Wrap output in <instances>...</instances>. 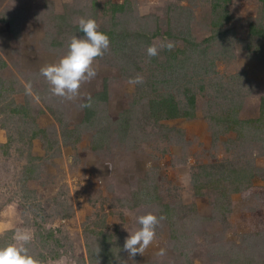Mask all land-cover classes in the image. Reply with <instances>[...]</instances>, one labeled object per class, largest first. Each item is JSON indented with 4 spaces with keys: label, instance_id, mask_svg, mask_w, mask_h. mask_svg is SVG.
I'll list each match as a JSON object with an SVG mask.
<instances>
[{
    "label": "rangeland",
    "instance_id": "obj_1",
    "mask_svg": "<svg viewBox=\"0 0 264 264\" xmlns=\"http://www.w3.org/2000/svg\"><path fill=\"white\" fill-rule=\"evenodd\" d=\"M122 3L123 15L113 11ZM81 17L104 33L118 22L128 40H110L93 62L96 76L72 99L53 96L40 69L83 35ZM145 31L157 35L142 40ZM167 42L171 50L160 47ZM151 45L155 57L147 55ZM174 58L188 62L176 70L179 82L153 90ZM0 59V108H22L8 120L0 113V246L26 231L37 264H106V254L113 264H230V257L232 264H264V134L250 126L239 139L235 129L223 130L226 117L259 115L264 0H0ZM136 76L143 82L130 84ZM104 91L96 104L101 118L84 125L81 105ZM173 92L179 106L194 98V117H151L149 99ZM129 109H137L138 128L121 139L114 122ZM21 127L42 131L30 139ZM229 162L252 173L245 190L227 198L214 187L196 194L199 171L216 174ZM149 212L163 217L156 237L130 257L125 238ZM106 236L108 246L100 247ZM88 247L105 254L90 258Z\"/></svg>",
    "mask_w": 264,
    "mask_h": 264
},
{
    "label": "trees",
    "instance_id": "obj_2",
    "mask_svg": "<svg viewBox=\"0 0 264 264\" xmlns=\"http://www.w3.org/2000/svg\"><path fill=\"white\" fill-rule=\"evenodd\" d=\"M227 2V0H222V4H225ZM114 6V9L113 11L115 12H119L121 13L122 15L125 13L124 12V4H116V5H113ZM62 23L64 24V19L62 17L61 19ZM116 23L118 22H115L113 23L112 27H113V30L110 29L107 31V35H109L110 37V40L111 41H118L122 39V41L124 42V44H126V41L128 40V32L125 31V29H116ZM68 24L71 25L70 22H68ZM76 27V26H75ZM250 32L253 34V33H256L258 35H261L262 34V30H255L254 27H252L251 25V30ZM131 34V33H130ZM137 33H134V35H136ZM132 37H133V34H131ZM157 35V32H153L151 35H147V32H140L138 33V37L142 40H150L151 37L153 36H156ZM145 38V39H144ZM116 46L119 51H122L124 52L125 48H123L122 45L120 44H117L114 45ZM175 58L172 60V62H167V66H170V67H165L163 69V78L161 79H156V80H153L154 82L152 83V89L154 90L156 88V85L157 84H160V83H164L165 85L167 84V86L169 85V87H174V85H176L179 81L177 80V77H178V74H177V69H178V66H180L179 68H186L187 66H185L188 62L187 61H184V59L182 61H179L180 62H176L175 63ZM184 62H186L184 64ZM4 66V61H2L0 59V68ZM1 81V79H0ZM172 84V85H170ZM1 88V87H0ZM2 91L3 89H0V104L1 102L5 99V95H2ZM106 92L104 91L103 93L101 94H96L94 96V98H91L90 100H87L85 102V104H88L89 106L85 107V110H84V116H83V124L84 125H89L90 127L91 126H94L93 124H96L98 119H100L101 117L98 116V110H97V107H96V104L98 103L97 100H100V96L102 94H105ZM184 94V93H183ZM185 95V94H184ZM99 96V97H98ZM175 93H168L166 96H161L160 99L158 98H152V99H149L148 101V112L149 114L151 115V117H153L155 120H160V119H171V118H177V117H186V118H192L194 117V108H195V102H194V98L191 97L187 100V103L186 105H183V106H179V103L178 101L175 99ZM93 102L95 104H93ZM20 110H22V108H15V107H11V109L9 110L10 113H6V111H4L3 109L0 108V113L4 112L6 113V117H7V120L9 119V116L11 115H15L17 112H20ZM137 109L133 110V109H129L127 111H124L122 113H120L118 119L114 122L115 125H117V128L115 130L116 134H117V137H121L122 138H125L130 132L132 129H137L138 126H134L133 125V122L134 120L138 117L137 114H135L134 112H136ZM226 120V123H225V127H224V131H231V130H234L236 132H238V136L237 138H242V137H245L249 134V132L247 131H244L242 130L243 128L246 129V128H250V126L252 128H256L258 127L259 129H261V133L264 134V96L261 97L260 99V105H259V115L257 118H254V119H247V120H239L236 115L233 117V121H232V117H226L225 118ZM227 122H230L227 124ZM111 125V124H110ZM223 125V124H222ZM106 127L108 128V124L106 125ZM107 128L105 127H102V128H98L99 131H102V133H105L103 131H106L107 132ZM22 127L20 128V136L21 137H28V138H34L36 137V135L38 134V132H41L42 130H33L31 132V134H24V132L22 131ZM134 129V130H135ZM119 132H118V131ZM248 133V134H244V133ZM104 137H107V136H102V140L104 139ZM259 137V136H258ZM8 142L7 143H10L12 141L11 137L9 136L8 137ZM259 140L264 143V136L261 135L259 137ZM98 142H101L98 140ZM6 143V144H7ZM220 164V163H219ZM230 166L226 167V169H223L224 166H218L219 167V172L218 173H213L211 171H202L199 173H197V176H195L194 178V190L196 192V194H201L202 193V190L206 189L204 187H207L211 189H213V187L218 190V188L220 189V192H221V197L222 198H227V196H229L230 193H236V192H241L243 190H245V188L249 185V181L252 177V173L250 172V170L247 171V169L243 168V166L240 168V167H236L232 162H229L228 163ZM221 171V173H220ZM200 177H203L205 180H206V183L204 184H199V178ZM223 182V185L221 184ZM206 189V190H207ZM137 203H139V201H137ZM136 204V203H135ZM216 204L220 205V203L216 202ZM222 207V206H221ZM216 209L218 211H220L219 207L216 206ZM221 211H227L226 210V206L222 207L221 208ZM1 238V237H0ZM109 244V241H108V237H104V240H103V243L100 247H103V246H108ZM5 245H7L5 243ZM4 246V244L2 245ZM99 247V248H100ZM89 250H88V253H89V257L90 258H94V254L96 253H99V254H105V251H100V252H96L94 249H91L90 247H88ZM106 258H108L109 260L106 261V264H113V261L112 259H110V255L109 254H106L105 255ZM235 259H233V257L231 258L230 257V264H232V261H234ZM114 264H118V262L116 261L115 259V262Z\"/></svg>",
    "mask_w": 264,
    "mask_h": 264
},
{
    "label": "clouds",
    "instance_id": "obj_3",
    "mask_svg": "<svg viewBox=\"0 0 264 264\" xmlns=\"http://www.w3.org/2000/svg\"><path fill=\"white\" fill-rule=\"evenodd\" d=\"M78 30L82 36H73L68 43V51L58 62L47 65L40 69V75L50 85V93L66 99H72L78 94L82 82L90 81L96 76L93 62L97 57H102L110 47L109 36L98 30L97 22L92 18L81 17L78 21ZM161 48L171 50L172 42L162 44ZM147 55L155 57L159 49L155 45L147 48ZM142 77L136 76L129 79L130 84L142 83ZM89 106L88 104L81 105ZM163 217H157L149 212L136 218L140 226L134 232L128 231L123 249L134 257L142 253L154 241L156 228ZM14 242L0 246V264H37L34 257L29 255L25 245L31 239L26 231L15 234ZM163 254V253H161Z\"/></svg>",
    "mask_w": 264,
    "mask_h": 264
}]
</instances>
